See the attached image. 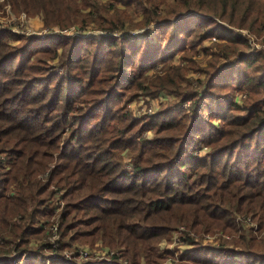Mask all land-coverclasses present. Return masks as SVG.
<instances>
[{
  "label": "trees",
  "instance_id": "obj_1",
  "mask_svg": "<svg viewBox=\"0 0 264 264\" xmlns=\"http://www.w3.org/2000/svg\"><path fill=\"white\" fill-rule=\"evenodd\" d=\"M7 1L48 31L110 36L14 48L0 33V264H67L98 244L126 264H160L172 233L192 248L179 261L264 264V51L240 33L264 43V0ZM151 25L162 40L150 54L122 37ZM55 48L63 76L44 65ZM177 50L178 63L147 74ZM138 93L173 99L136 119L122 105Z\"/></svg>",
  "mask_w": 264,
  "mask_h": 264
},
{
  "label": "rangeland",
  "instance_id": "obj_2",
  "mask_svg": "<svg viewBox=\"0 0 264 264\" xmlns=\"http://www.w3.org/2000/svg\"><path fill=\"white\" fill-rule=\"evenodd\" d=\"M107 1V0H102ZM7 0H0V33L4 34V40L11 46V47H21L24 45V42L26 39L29 38H37L41 40H45L47 38H51L52 36L60 35L65 36L67 38H70L72 36L74 37H83V38H90L92 39L95 35H100L102 37H108L110 34L104 33V32H95L90 27H87L83 31L77 32V27H71L68 31L60 32L57 30H51L48 31L47 29H44L42 26V14L35 13L28 15L25 12H12L10 6L6 3ZM155 27L151 25L150 27L146 29H140L135 30L130 33L128 38L126 36L123 39L131 40L135 46H137L139 53L145 52V54H150L152 51V47L157 46L159 44V41L162 39H159V35L156 33ZM230 29V28H228ZM235 33L239 32L237 29H231ZM242 36L247 38L248 45L250 47L249 51L254 52L262 50L264 51V43H262L260 38H256L253 35H248L246 32H240ZM80 34V35H76ZM113 38H119L117 34L111 35ZM20 38L19 41H16V39ZM22 39H25L22 41ZM94 39V38H93ZM49 43L52 45L54 42L53 38L48 40ZM118 43V42H116ZM211 44L210 41H207L204 43V45ZM152 46V47H151ZM180 50H177L176 53H174L172 56L168 57L166 59V62L159 61L157 65L151 67L148 69L147 74H152L153 72L160 71L162 68L167 67L173 63L179 62L180 57ZM60 49L55 48V53H53V56L50 57H43L44 58V65L52 73H55L56 75L63 76L65 71L61 68L60 62L61 59L59 57L60 55ZM90 53H93V49L90 51ZM47 56V55H45ZM198 62H201L203 58L197 59ZM203 78V77H202ZM81 88V87H79ZM230 89V88H226ZM224 92L222 90L225 89H214V93L216 92ZM244 97L243 92H234V98L233 100L241 104V101ZM127 99L126 96H123V98H119V100L116 102L115 106L118 107L122 105V103L125 102ZM169 99H173L171 96H166L164 93H159L155 97L150 96H144L140 93H138L133 99H131L129 102L124 103L122 106L129 115L132 118L140 119L145 116H150L158 112L160 109H163L167 105V101ZM179 108V111L182 109H185L187 105H181L177 106ZM202 122H211V126L218 128L220 125V121H218L216 118H211L208 111L206 109L203 110V117ZM153 136V133L151 131H145L141 134V137L145 139H149ZM209 148L202 144L200 145L195 151L194 155H196L198 158H201L204 156V154L207 152ZM124 162L127 164H131V158L127 153H124ZM178 233H172L170 234L169 238H165L164 240L160 241L158 243V250L159 252L162 251L164 255V259L161 261L160 264H190L187 261H179V257L182 254L187 253V251H190L192 248L190 246L182 245L177 242ZM216 236H204L203 240L204 243L208 244L209 246L214 245V238ZM78 257L68 258L67 264H85V263H102V264H126L123 263L122 260H114L112 259L111 254L106 255L105 254V248L101 247L100 244L92 246L90 248L89 246L80 245V250H78L77 253ZM71 258V259H70ZM44 264H50L47 261H44Z\"/></svg>",
  "mask_w": 264,
  "mask_h": 264
},
{
  "label": "built area",
  "instance_id": "obj_3",
  "mask_svg": "<svg viewBox=\"0 0 264 264\" xmlns=\"http://www.w3.org/2000/svg\"><path fill=\"white\" fill-rule=\"evenodd\" d=\"M76 35H80V34H76ZM80 37V36H79ZM184 105H187L188 106V102H186ZM238 220V219H237ZM244 223L245 224H247V225H249L251 228H252V231L253 232H256L257 231V226L255 225V224H253L252 222H251V220L250 219H246L245 221H244ZM109 254H112V253H109Z\"/></svg>",
  "mask_w": 264,
  "mask_h": 264
}]
</instances>
